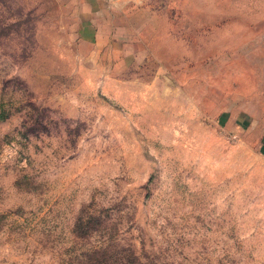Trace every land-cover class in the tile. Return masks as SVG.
<instances>
[{"label":"rangeland","instance_id":"374dc122","mask_svg":"<svg viewBox=\"0 0 264 264\" xmlns=\"http://www.w3.org/2000/svg\"><path fill=\"white\" fill-rule=\"evenodd\" d=\"M0 264H264V0H0Z\"/></svg>","mask_w":264,"mask_h":264}]
</instances>
